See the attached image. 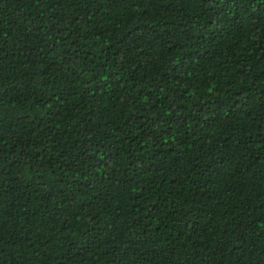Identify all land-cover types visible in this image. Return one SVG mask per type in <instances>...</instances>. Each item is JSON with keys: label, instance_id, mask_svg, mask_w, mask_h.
Instances as JSON below:
<instances>
[{"label": "trees", "instance_id": "obj_1", "mask_svg": "<svg viewBox=\"0 0 264 264\" xmlns=\"http://www.w3.org/2000/svg\"><path fill=\"white\" fill-rule=\"evenodd\" d=\"M0 264H264V0H0Z\"/></svg>", "mask_w": 264, "mask_h": 264}]
</instances>
